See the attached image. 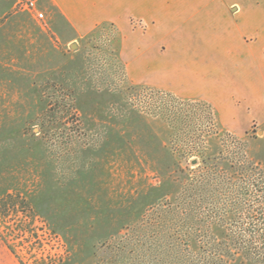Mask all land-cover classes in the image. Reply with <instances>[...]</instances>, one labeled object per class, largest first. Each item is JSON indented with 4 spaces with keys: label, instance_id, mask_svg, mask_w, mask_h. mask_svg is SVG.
Here are the masks:
<instances>
[{
    "label": "rangeland",
    "instance_id": "obj_1",
    "mask_svg": "<svg viewBox=\"0 0 264 264\" xmlns=\"http://www.w3.org/2000/svg\"><path fill=\"white\" fill-rule=\"evenodd\" d=\"M197 3L80 36L0 0V264H264V48Z\"/></svg>",
    "mask_w": 264,
    "mask_h": 264
},
{
    "label": "crops",
    "instance_id": "obj_2",
    "mask_svg": "<svg viewBox=\"0 0 264 264\" xmlns=\"http://www.w3.org/2000/svg\"><path fill=\"white\" fill-rule=\"evenodd\" d=\"M54 6L66 23L80 36L86 35L105 24H114L121 31H129L132 24L141 22L146 17L159 14L160 0H46ZM198 15L207 28V17L212 9L224 4L230 6V23L224 26V41L227 47L245 49L264 48V0H197ZM167 15L170 20L168 31H175V16H184L188 9V0H166ZM212 5L214 7H212ZM177 8V12L175 9ZM211 10V11H210ZM214 16L216 14H213ZM218 17V16H217ZM216 17V18H217ZM211 38L215 41L218 36V20L214 21ZM212 30V29H211ZM248 88L249 78H244Z\"/></svg>",
    "mask_w": 264,
    "mask_h": 264
},
{
    "label": "trees",
    "instance_id": "obj_3",
    "mask_svg": "<svg viewBox=\"0 0 264 264\" xmlns=\"http://www.w3.org/2000/svg\"><path fill=\"white\" fill-rule=\"evenodd\" d=\"M8 199H13V195H8ZM7 203L5 204V199L0 201V213L2 212L3 208L7 209Z\"/></svg>",
    "mask_w": 264,
    "mask_h": 264
},
{
    "label": "built area",
    "instance_id": "obj_4",
    "mask_svg": "<svg viewBox=\"0 0 264 264\" xmlns=\"http://www.w3.org/2000/svg\"><path fill=\"white\" fill-rule=\"evenodd\" d=\"M31 6H34V2H31Z\"/></svg>",
    "mask_w": 264,
    "mask_h": 264
}]
</instances>
